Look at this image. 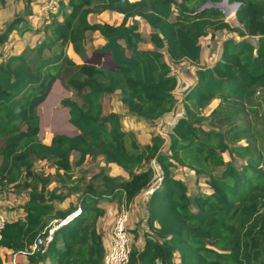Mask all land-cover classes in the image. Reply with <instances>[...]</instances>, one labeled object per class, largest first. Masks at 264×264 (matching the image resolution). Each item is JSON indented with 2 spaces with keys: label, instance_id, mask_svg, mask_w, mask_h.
I'll return each mask as SVG.
<instances>
[{
  "label": "trees",
  "instance_id": "trees-1",
  "mask_svg": "<svg viewBox=\"0 0 264 264\" xmlns=\"http://www.w3.org/2000/svg\"><path fill=\"white\" fill-rule=\"evenodd\" d=\"M24 1L0 32V45L13 32L44 36L21 52L0 50V190L23 186L28 192L23 212L0 233V247L28 251L77 212L55 230L44 253L26 254L29 263L104 264L102 204L132 208L148 191L146 226L132 230L129 264H264V0H228L240 3L238 25L219 7L196 11L206 0H62L35 29L32 0ZM8 3L0 0V7ZM107 12L120 22L92 20ZM140 20L150 28L147 38ZM219 32L237 37H224L217 59L200 66L202 38ZM89 33L103 39L95 53L110 52L115 67L87 62ZM69 46L86 61L70 56ZM184 61L197 66L196 80L168 138L155 134L142 143L124 129L119 113H105L102 98L115 93L150 124L174 111L179 78L173 64ZM56 81L73 92L61 104L78 132L45 142L39 106ZM90 157L124 174L77 175L75 167ZM36 159L53 162L56 186L48 187L50 178L34 169ZM177 167L193 171L195 183L203 179L208 189L193 191ZM130 221L131 215L128 230Z\"/></svg>",
  "mask_w": 264,
  "mask_h": 264
},
{
  "label": "rangeland",
  "instance_id": "rangeland-1",
  "mask_svg": "<svg viewBox=\"0 0 264 264\" xmlns=\"http://www.w3.org/2000/svg\"><path fill=\"white\" fill-rule=\"evenodd\" d=\"M8 2V6H5L4 8L0 7V32L5 29L7 22L12 19L14 15L13 12L15 10L23 11L26 6L24 0H8ZM31 6L35 14L29 17V21L31 27L35 29L36 27H40L43 21L47 18L49 9H47V0H32ZM222 11L225 13L226 19L230 23L233 25H238L235 14H233L232 17H228L226 11L224 9ZM92 20H104L111 23H119L121 16L113 12H107L102 16H92ZM140 23L141 31L147 38L150 28L143 20H140ZM230 35L237 37L233 33L219 32L217 34V38H212L211 36L202 38V60L200 66L211 65L217 59L221 52L222 39ZM43 36L44 35L42 33L35 34L33 32H27L25 34H20L19 32H13L9 37V41L4 45H0V50L3 51L4 55L21 52L27 45L32 46L40 42L43 39ZM102 43L103 39L99 35L89 33L86 42V53L88 55V59H90L93 63L103 67H114L106 54L95 53V48L99 47ZM147 46H149L148 42L142 44L143 48ZM67 52L78 62L86 61L84 57L78 55L71 46L68 47ZM166 59H168V56H166ZM173 69L179 78V87L177 90L178 104L174 111L163 116L154 124H150L143 118L131 114L127 107L121 103L117 93L113 95H107L102 98L105 113L111 111L119 113L121 115L124 129L136 132L140 142L142 143L151 141L153 135L155 134H160L168 138V132L171 130L172 125L181 115L184 114L181 106V99L184 95V92L196 80L197 66L189 61H184L181 64H173ZM72 96L73 92L66 89L60 83V81H56L53 84L48 97L39 106V115L41 119L39 135L43 141L49 142L52 136L56 133L73 135L78 132V130L69 122V108L62 106L61 104L63 98ZM213 106L214 103L207 108L206 112L209 111ZM225 156V158L228 159L227 155ZM77 157L78 153L76 152L73 154V160H75ZM155 166L160 173L161 171L159 166L156 163ZM34 169L39 173L41 172L47 178H50V181L47 183L48 187H54L57 185V182L54 178L55 165L51 160H34ZM101 169H105L111 174H124V172L118 166L107 164L102 157H90L82 167H75L74 170L79 176H91ZM176 172L179 176L186 179L193 191L198 189V187L202 190L206 188L208 189V187L204 184L203 179H201L198 184L195 183L196 175L193 171L177 167ZM147 193L148 191L146 192V195ZM27 194L28 192L23 186L17 189L11 188L6 191L0 190V212L3 213L8 219L9 217L14 219L18 216V214L23 212L21 205L27 199ZM102 205H104L106 208V214L100 219V227L102 229L111 228L117 216L119 205L116 202H105ZM135 207L136 209L129 225V236L131 243L133 242L134 234L132 230L134 228L143 230L146 226L143 220L145 215L144 209L140 205ZM138 239L141 240L142 235L139 236ZM2 255L5 264H30L28 258L23 253L13 254L11 252L2 251Z\"/></svg>",
  "mask_w": 264,
  "mask_h": 264
},
{
  "label": "built area",
  "instance_id": "built-area-1",
  "mask_svg": "<svg viewBox=\"0 0 264 264\" xmlns=\"http://www.w3.org/2000/svg\"><path fill=\"white\" fill-rule=\"evenodd\" d=\"M60 1L62 0H47V9H49V12H55L58 8ZM239 5V2L233 3L232 6L234 8V14H236ZM130 210L131 207L126 204H122L119 207L117 216L112 226L110 244L108 245L104 256V264H129L130 262L131 244L128 230ZM76 215L77 212H74L67 219L59 222L57 225L50 227L46 235L38 237L37 240L31 245L30 249L22 253L25 255L33 254L38 251L44 253L47 246L54 239L55 230L60 225L67 223ZM8 221L9 219L3 213L0 212V233L6 227Z\"/></svg>",
  "mask_w": 264,
  "mask_h": 264
},
{
  "label": "crops",
  "instance_id": "crops-1",
  "mask_svg": "<svg viewBox=\"0 0 264 264\" xmlns=\"http://www.w3.org/2000/svg\"><path fill=\"white\" fill-rule=\"evenodd\" d=\"M33 12H34V10H33ZM33 14H35V13H33ZM145 197H146V193L143 194V196L141 197V199L139 200V202H137V203H135V204L132 205V208L130 210L131 219L133 218V214H134L135 209H136L135 206L140 205L143 208ZM9 219H13V218L12 217L11 218L9 217ZM102 231L104 233L105 244L108 246L110 244V240H111L112 227L111 228H107V229L106 228L105 229H102ZM2 251L3 252H10L9 250H6V249L0 247V253L1 254H2Z\"/></svg>",
  "mask_w": 264,
  "mask_h": 264
},
{
  "label": "water",
  "instance_id": "water-1",
  "mask_svg": "<svg viewBox=\"0 0 264 264\" xmlns=\"http://www.w3.org/2000/svg\"><path fill=\"white\" fill-rule=\"evenodd\" d=\"M226 3V5H233V3H229L228 0H223L220 3H214L211 0H206V2L204 4H202L198 9H196V11L201 10L204 7L207 6H216L219 7L221 10H223V4ZM106 55L108 56L110 62L113 64V66H116V63L113 61L112 55L110 52H107ZM88 63H93L90 59L87 61Z\"/></svg>",
  "mask_w": 264,
  "mask_h": 264
},
{
  "label": "bare ground",
  "instance_id": "bare-ground-1",
  "mask_svg": "<svg viewBox=\"0 0 264 264\" xmlns=\"http://www.w3.org/2000/svg\"><path fill=\"white\" fill-rule=\"evenodd\" d=\"M223 6V5H222ZM223 9L226 11V13L228 14V17H232L234 14V8L232 5H226V3H224V7Z\"/></svg>",
  "mask_w": 264,
  "mask_h": 264
}]
</instances>
